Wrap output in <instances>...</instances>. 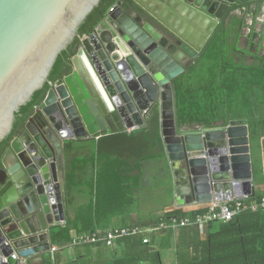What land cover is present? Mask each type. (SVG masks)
Here are the masks:
<instances>
[{
  "label": "water",
  "instance_id": "obj_1",
  "mask_svg": "<svg viewBox=\"0 0 264 264\" xmlns=\"http://www.w3.org/2000/svg\"><path fill=\"white\" fill-rule=\"evenodd\" d=\"M101 0H0V144ZM237 0H120L0 161V264H40L66 221L64 143L145 126L157 106L179 206L257 198L250 129L180 126L175 81ZM158 26L161 28L159 29ZM53 135L56 141L51 139Z\"/></svg>",
  "mask_w": 264,
  "mask_h": 264
},
{
  "label": "crops",
  "instance_id": "obj_2",
  "mask_svg": "<svg viewBox=\"0 0 264 264\" xmlns=\"http://www.w3.org/2000/svg\"><path fill=\"white\" fill-rule=\"evenodd\" d=\"M240 5L243 8H238ZM216 35L227 40L229 48H234L231 55L236 62L248 67L256 65L264 56V0H237L206 46ZM150 117L145 118L144 127L132 133L107 132L97 138L65 141L60 175L65 189L66 221L55 227L51 236V246L58 250L53 256L49 250L40 264H158L153 253L133 261L125 260L124 239H119L113 247L101 242L76 244L74 240L92 232L89 226L101 231L154 227L155 221L166 214L194 212L207 205H178L161 127L158 131L151 128ZM260 125L253 137L249 127L257 196L264 195V126ZM244 220L234 227L198 226L185 240L180 229L173 232L171 240L165 236L155 241V234L148 248L160 253V264H180L183 255L186 262L217 258V264H253L258 258L253 250L259 247L258 240L247 233L253 229L251 221ZM67 221H70L72 242L55 241L54 237H58ZM146 223L150 225H143ZM238 226L245 233L233 234Z\"/></svg>",
  "mask_w": 264,
  "mask_h": 264
},
{
  "label": "trees",
  "instance_id": "obj_3",
  "mask_svg": "<svg viewBox=\"0 0 264 264\" xmlns=\"http://www.w3.org/2000/svg\"><path fill=\"white\" fill-rule=\"evenodd\" d=\"M119 1L101 0L100 5L89 15L80 28L78 37L67 50L59 55L49 77V82H56L71 73V60L80 47L81 37L91 35L98 24L104 20L108 10ZM238 8H243V6L240 5ZM232 53H235V50L234 48L228 47L227 40L216 35L203 50L199 58L189 66L187 72L175 81L180 126L218 127L221 125H217L216 123L221 119L222 115H225L224 119L227 121L224 126L236 122L246 124L252 130V137L255 136V130L258 125L261 124V127L264 126V56L260 58L259 64L248 67L240 62H236L231 55ZM49 82L45 84L42 90L35 93L31 102L23 106L16 113V120L11 134L0 144V161L9 147L11 140L24 128L26 122L33 115L35 107L44 101L50 88ZM149 115H151L148 120L150 121V127L158 131L160 127L158 107L155 106ZM262 197L264 195H259L257 198L244 203L248 205L251 202H259ZM194 212L203 214L207 212V209L202 208ZM194 212L187 213L178 211L169 213L153 223L157 225L160 222L168 221L174 217H193ZM244 213L228 223L211 222L206 225L225 224L234 227L235 224L241 225L240 221L244 220V218L249 219L253 224V229L247 233H252L254 239L258 240L257 243L259 245L257 249H253L256 250L258 257L257 261L253 264H264V212L254 213L248 210L246 214ZM69 224L70 221H67L65 228H62L59 234H57L58 237H54L55 241H64V243L72 242L73 238ZM143 225H150V223ZM89 227L92 232L96 231L94 230L95 227ZM194 228L197 229L198 226L180 229L183 230L182 236L184 240L192 231L196 230ZM242 230L238 226L233 234L245 233ZM54 232L55 229L52 233V238ZM166 233H169L168 239L171 240L170 237L173 235V232H160L162 235ZM124 243L127 247L125 260L133 261L142 258V256H146L148 253H153L156 262L160 264V253L148 248L150 245L143 244L140 238L129 237L124 239ZM247 253H249V250ZM216 259L211 260L209 258L206 261L199 259L186 262L185 256L183 255L180 264H214L213 261L217 264Z\"/></svg>",
  "mask_w": 264,
  "mask_h": 264
},
{
  "label": "built area",
  "instance_id": "obj_4",
  "mask_svg": "<svg viewBox=\"0 0 264 264\" xmlns=\"http://www.w3.org/2000/svg\"><path fill=\"white\" fill-rule=\"evenodd\" d=\"M116 5V4H115ZM114 5V6H115ZM114 6L111 7L107 14L113 11ZM136 127L132 130H127L132 133L138 130ZM207 209L206 213L197 214L194 212V216L191 217H174L168 221H163L154 227H134V228H122L120 230H109L101 231L96 230L95 232L89 234H83L75 238L74 243L76 244H90L95 242L104 243L107 247H113L119 239L125 238H140L145 245L151 244V237L160 232H176L177 230L190 226H204L211 222H223L228 223L233 221L237 216L241 215L246 211H252L254 213L264 212V197L259 202H251L246 205L244 202L236 201H221L219 199L207 204L205 207ZM202 208H199L200 210ZM195 210V211H198ZM58 250L57 247L51 246L50 255L53 256ZM12 264H29L28 258H21L16 253L11 256Z\"/></svg>",
  "mask_w": 264,
  "mask_h": 264
},
{
  "label": "rangeland",
  "instance_id": "obj_5",
  "mask_svg": "<svg viewBox=\"0 0 264 264\" xmlns=\"http://www.w3.org/2000/svg\"><path fill=\"white\" fill-rule=\"evenodd\" d=\"M241 63V62H240ZM242 64V63H241ZM256 64H259V62H256ZM225 118V115H222L221 116V119H219V121H217V125L219 124V125H224V124H226L227 123V121L224 119ZM235 124H239L238 122H236ZM88 151H89V147H88V149H87ZM169 237V233H166V234H164V235H162V234H156L155 235V237H154V240L156 241V240H158V239H160V241L163 239V237Z\"/></svg>",
  "mask_w": 264,
  "mask_h": 264
},
{
  "label": "bare ground",
  "instance_id": "obj_6",
  "mask_svg": "<svg viewBox=\"0 0 264 264\" xmlns=\"http://www.w3.org/2000/svg\"><path fill=\"white\" fill-rule=\"evenodd\" d=\"M50 137H51V139H52L53 141L58 142V141L56 140V138H55L53 135H51Z\"/></svg>",
  "mask_w": 264,
  "mask_h": 264
}]
</instances>
